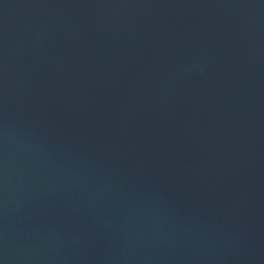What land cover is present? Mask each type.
I'll return each instance as SVG.
<instances>
[{
  "label": "water",
  "instance_id": "water-1",
  "mask_svg": "<svg viewBox=\"0 0 264 264\" xmlns=\"http://www.w3.org/2000/svg\"><path fill=\"white\" fill-rule=\"evenodd\" d=\"M0 264H264V0H0Z\"/></svg>",
  "mask_w": 264,
  "mask_h": 264
}]
</instances>
